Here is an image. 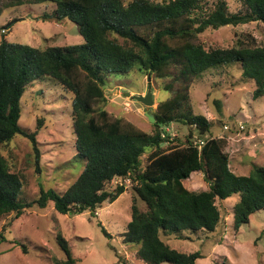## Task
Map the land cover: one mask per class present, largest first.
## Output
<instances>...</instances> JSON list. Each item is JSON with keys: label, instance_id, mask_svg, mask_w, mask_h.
Instances as JSON below:
<instances>
[{"label": "trees", "instance_id": "1", "mask_svg": "<svg viewBox=\"0 0 264 264\" xmlns=\"http://www.w3.org/2000/svg\"><path fill=\"white\" fill-rule=\"evenodd\" d=\"M237 1L243 9L229 12L227 0H213L211 5L208 0H14L9 6L50 2L54 9L41 18L70 20L83 41L38 48L3 37L0 40V216L13 213L14 218L19 217L32 204L44 208L49 201L62 214L95 211L124 192V185H112V181L129 177L147 209L133 201L123 241L135 246L136 257L145 264H196L203 257L199 251H178L160 235L213 230L220 219L217 198L239 194L233 206L235 229L264 209V164L246 175L234 173L224 139L208 136L210 122L204 115L194 114L190 106L194 78L211 67L234 62L239 63L244 77L254 80L253 97L264 94V43L238 37L232 46L207 49L197 40L207 28L264 23V0ZM18 20L12 18L5 27ZM135 67L164 80L163 88L172 92L153 111V134L122 118H111L104 108L106 76L128 73ZM37 79H46L72 94L76 157L84 164L63 193L40 186L37 198L24 202L19 197L23 180L14 170L11 143L16 136L28 139L38 172L36 131L19 124L22 95ZM173 122L189 127L183 138L172 135L169 127ZM194 136L203 139L200 148ZM195 171L203 174L207 189L185 187L183 181ZM57 243L64 252L61 263L76 264L60 234ZM22 249L26 252L25 246Z\"/></svg>", "mask_w": 264, "mask_h": 264}, {"label": "rangeland", "instance_id": "2", "mask_svg": "<svg viewBox=\"0 0 264 264\" xmlns=\"http://www.w3.org/2000/svg\"><path fill=\"white\" fill-rule=\"evenodd\" d=\"M13 1L0 0V40L3 37L9 42L38 48L83 41L77 25L70 20L56 22L41 18L44 13L51 12L53 5L50 2L9 6ZM212 2L208 0L209 5ZM227 2L229 12L243 9L237 0ZM12 18L19 20L9 28L5 27ZM238 37L263 44L264 23L251 21L207 28L197 35V40L208 49L232 46ZM163 81L152 74L145 75L136 67L124 74L111 73L105 79L104 108L111 118H122L153 134L154 125L143 113L145 106L132 95H145L151 90L153 105L148 111L153 112L159 101L172 95L170 90L163 88ZM254 88V80L242 75L238 62L211 67L194 78L190 87L192 111L204 115L210 122L208 136L224 139L229 168L239 175H246L254 166L264 164V152H256L257 155L249 152L256 147L253 143L264 141V94L253 97ZM71 95L46 79H37L22 95L19 124L27 131H36L39 150L37 172L35 154L28 139L16 136L11 143L15 155L14 170L23 180L19 197L24 202L36 199L40 186L63 193L83 169L84 163L76 157ZM239 123L244 126L241 131L238 130ZM224 125L230 130L225 131ZM169 128L172 135L180 138L189 131V127L180 122L171 123ZM194 129L191 128L192 132ZM254 130L257 132L251 134ZM162 146L166 147L167 143ZM115 184L124 185V192L112 202H103L95 211L62 214L49 201L44 208L32 204L19 217L14 218L13 213L0 216V233L3 234L0 237V264H62L64 252L57 243L58 234L66 239L76 264H145L136 257L135 246L123 241V233L130 220L133 201L142 210L147 209L146 204L135 194V183L129 177L116 178L112 181V185ZM183 184L193 191L208 188L203 174L196 171ZM238 199L239 194H233L215 200L220 219L213 230H182L181 238L176 236L180 232H171L161 234V239L181 252L199 251L203 257L198 258L196 264H264V209L252 213L248 222L235 229L233 206ZM54 259L60 262L56 263Z\"/></svg>", "mask_w": 264, "mask_h": 264}, {"label": "water", "instance_id": "3", "mask_svg": "<svg viewBox=\"0 0 264 264\" xmlns=\"http://www.w3.org/2000/svg\"><path fill=\"white\" fill-rule=\"evenodd\" d=\"M124 95L129 96L130 93H125ZM132 97L143 103L145 110L143 111L144 115L148 118L149 122L154 123V113L148 111V107L153 105L152 91L148 90L145 95H132Z\"/></svg>", "mask_w": 264, "mask_h": 264}, {"label": "crops", "instance_id": "4", "mask_svg": "<svg viewBox=\"0 0 264 264\" xmlns=\"http://www.w3.org/2000/svg\"><path fill=\"white\" fill-rule=\"evenodd\" d=\"M53 5V4H52ZM54 5H53V8L51 9V11L54 9ZM257 132V130H254V132L253 133H251V134H254V133H256ZM264 142V141H263ZM259 143V144H257V143H253L252 145L253 146H256V147H254L253 149H251V151H249L252 155H257V153H263L264 152V143ZM257 152V153H256Z\"/></svg>", "mask_w": 264, "mask_h": 264}, {"label": "built area", "instance_id": "5", "mask_svg": "<svg viewBox=\"0 0 264 264\" xmlns=\"http://www.w3.org/2000/svg\"><path fill=\"white\" fill-rule=\"evenodd\" d=\"M243 129H244L243 124L242 123H239L238 124V130L241 131ZM224 130L225 131H228V130H230V127L228 125H224ZM193 139H194V143H196L198 145V148H200L201 145L204 143L203 139H200L197 136H194Z\"/></svg>", "mask_w": 264, "mask_h": 264}]
</instances>
